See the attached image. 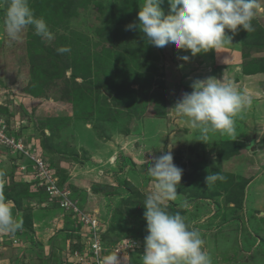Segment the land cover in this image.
Wrapping results in <instances>:
<instances>
[{
	"label": "rangeland",
	"instance_id": "obj_1",
	"mask_svg": "<svg viewBox=\"0 0 264 264\" xmlns=\"http://www.w3.org/2000/svg\"><path fill=\"white\" fill-rule=\"evenodd\" d=\"M29 2L46 20L52 40L29 26L19 40L10 41L4 25L8 0H0V135L7 146H23L3 149L0 141V191L11 199L14 190L30 208L22 210L16 200L12 204L26 229L15 233V245L0 246V258L11 261L19 254L21 264H64L67 240L81 231L74 211L59 205L70 194L85 209L95 199L105 202L110 213L98 211L101 237L112 244L131 239L133 248L123 246L120 264H142L148 234L143 202L153 183L147 169L155 157L171 151L183 173L168 211L180 212L200 231L211 264H264V136L256 141L251 131L255 144L250 145V136L241 143L216 132L203 142L174 109L192 91L188 82L215 73L212 62L185 75L179 65L188 62L172 44L157 48L139 29L126 30L138 23L144 0ZM162 7L167 12V0ZM257 22L264 28V18ZM60 46L71 51L60 54ZM221 77L244 93L249 90L232 75ZM25 150L48 163L46 182L19 179L20 172L32 170ZM20 165L26 168L19 171ZM213 173L225 179L207 186L205 177ZM27 210L31 216L37 212V225Z\"/></svg>",
	"mask_w": 264,
	"mask_h": 264
},
{
	"label": "clouds",
	"instance_id": "obj_2",
	"mask_svg": "<svg viewBox=\"0 0 264 264\" xmlns=\"http://www.w3.org/2000/svg\"><path fill=\"white\" fill-rule=\"evenodd\" d=\"M164 3L165 0H144L138 11V23L126 25V30L139 29L149 44L157 48L172 44L178 50H190L192 56L210 50L218 52L226 41H231L226 29L235 33L238 26H242L247 32L254 31L252 21L260 8L259 0H167L168 10L165 12ZM4 25L10 41L19 40L29 26L41 38L53 39L46 20L35 15L29 0H8ZM70 51L69 46L57 48L60 54ZM182 59L187 61L189 57ZM190 86L192 91L185 92L174 109L196 131V139L208 142L210 134L216 132L234 135V118L252 103V98L231 81L215 77L197 79ZM12 145L16 146L12 142L3 147ZM16 149L19 148L16 146ZM19 167H23L18 168L19 171L26 168L25 165ZM147 172L153 183L143 202L148 234L144 237L142 264H211L200 231L190 228L180 212L168 211L169 202L177 198L183 173L174 164L171 151L155 157ZM3 175L4 172L0 171V176ZM21 175L23 177H19ZM18 177L24 178L25 182L34 179L33 164L30 172L25 171L24 175L20 172ZM224 179L213 173L205 177V182L211 186ZM12 209L13 205L0 191V234H15L23 228V221L13 215ZM99 264H120V260L117 253L109 254Z\"/></svg>",
	"mask_w": 264,
	"mask_h": 264
},
{
	"label": "crops",
	"instance_id": "obj_3",
	"mask_svg": "<svg viewBox=\"0 0 264 264\" xmlns=\"http://www.w3.org/2000/svg\"><path fill=\"white\" fill-rule=\"evenodd\" d=\"M259 3H260V8L257 10L256 16L252 21L255 30L252 32H247L242 28V26H238V31L233 33L231 30L227 29L228 32L226 31L227 32L226 35L231 37V41L228 42L226 41L224 46L221 49H219L218 52L216 50H210L207 53H200L195 56H192L190 50L189 51L178 50L180 56L189 57V59L187 60L188 62L187 64L184 62L181 63L184 65H179V68L183 71L185 75H187V73L190 70H192V68L194 69V67H197V64L200 65L202 63H208L211 61L212 62L211 65L214 67V68L212 67V71L215 73H219V75H216L214 73L215 75L210 74L209 77L223 79V77H221V75L223 74L232 75L235 79L238 78L241 84H244V89L245 88L249 89L246 90V93H249V96L252 98V103L236 115V117L234 118L235 134L231 136L225 135L228 139L226 138L224 140H232V141H239L241 143H245V139L251 138L250 145H252L253 143L255 144L254 140H252L253 139L252 136L249 135L251 131L254 132L253 136L256 137V141L257 138L259 137L262 138L264 136V34H263L264 28H262L257 22L258 18L259 19L264 18V0H259ZM175 58H177V56H175ZM201 76H203V79H206L208 74H206L205 72V76L203 74ZM187 79L188 81L189 79L192 80V76H190V78L188 77ZM194 79L195 78H193V81H195ZM188 83L189 85L192 84V82L191 83L188 82ZM2 148L4 149V147ZM17 161L19 163L18 158ZM82 184H86V182L84 181ZM13 191L14 190H11L9 191L10 193H8L11 199L10 198H6V199L11 204H13L16 200L18 202V205L22 204L21 207L22 210L27 209L28 207L26 206V201L28 199H26V197L24 199L20 198V200L16 199L17 195ZM94 202L100 205V209L97 210L94 207L95 205H97L95 203L94 204L90 203L91 205L88 206L89 209L97 210L99 211V213H101L100 211H102V209L104 208L106 209V211L103 210L104 212H102L101 215L110 213L109 206L105 205L104 204L105 202L102 203L103 205L99 204L96 199L94 200ZM12 211H13V215H15L14 207ZM27 212L30 215L29 221L32 223L35 222L37 225L38 219L35 217L37 215V212H34L33 216H31L30 211L27 210ZM16 217L18 219L22 218L19 217V215ZM24 219L28 220L26 218ZM46 220L49 219L46 218ZM50 222L51 220H49L47 223L50 225ZM25 229L26 226H24L23 224V228L20 230L21 233L25 231ZM45 230L48 233L50 229L48 226H45ZM21 239L24 240L23 237ZM25 241L28 240L25 239ZM14 250L15 252H17L16 251L17 249ZM30 254L32 253L29 252L28 256ZM3 258L4 257L0 258V262H2L3 264L6 263L21 264L19 262V260L21 259L19 254H17L15 260H11V261L6 260L5 258H7V256H5L4 259Z\"/></svg>",
	"mask_w": 264,
	"mask_h": 264
},
{
	"label": "built area",
	"instance_id": "obj_4",
	"mask_svg": "<svg viewBox=\"0 0 264 264\" xmlns=\"http://www.w3.org/2000/svg\"><path fill=\"white\" fill-rule=\"evenodd\" d=\"M1 137L2 135H0V141L3 142V138ZM15 145L19 149L23 148V146L18 143ZM25 155L29 156V158L33 161L34 179L38 178L39 181L42 179H45V182H46L48 178L51 176L50 175L51 170L48 167V163L45 160H43L42 157H37L34 151L29 152L25 150ZM39 181L37 183H39ZM40 184H42V182H40ZM52 190L48 189L50 195L52 197L57 196L55 195V191H52ZM69 196L70 194L65 196L66 202L63 201L59 203V205L65 211H69L71 209L74 211L75 216L73 215V217L76 219L77 222L81 224V231H80V236L76 238L72 237L67 240L69 249L67 248L66 260L63 259L64 264L66 263L68 264H99L100 260L109 254L117 253V256L121 254V251H123L122 250L123 246L125 249L133 248L130 242L131 239H128V240L122 239V241H120L117 244L108 243L100 235V231H103V226L101 225V221L103 220L99 218L97 211L91 210L90 212V209L88 208L85 209L84 207H79L78 205L74 204V202H72ZM49 200H50V197H49ZM52 201L53 199L51 198L50 202ZM4 236H5L4 238L0 237V246L3 245L4 243H7L8 241H11L10 243L15 245L18 241V238L15 239L16 235L5 234ZM2 239H5V240L7 239V240L6 242H4ZM76 244L78 247H80V250L70 249V246L72 248V246ZM126 263H123V264H126Z\"/></svg>",
	"mask_w": 264,
	"mask_h": 264
}]
</instances>
